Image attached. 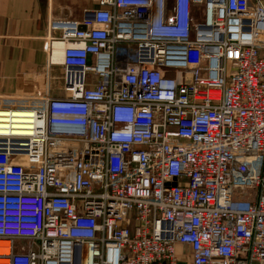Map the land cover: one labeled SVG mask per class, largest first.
I'll return each instance as SVG.
<instances>
[{
	"label": "built area",
	"instance_id": "obj_1",
	"mask_svg": "<svg viewBox=\"0 0 264 264\" xmlns=\"http://www.w3.org/2000/svg\"><path fill=\"white\" fill-rule=\"evenodd\" d=\"M96 2L0 104V258L264 264V0Z\"/></svg>",
	"mask_w": 264,
	"mask_h": 264
},
{
	"label": "crops",
	"instance_id": "obj_2",
	"mask_svg": "<svg viewBox=\"0 0 264 264\" xmlns=\"http://www.w3.org/2000/svg\"><path fill=\"white\" fill-rule=\"evenodd\" d=\"M96 6V0H0V94H18V75H38L47 68L45 37L52 19L80 20ZM61 58L58 46L53 59ZM7 245L0 241V253L9 251ZM6 262L0 259V264Z\"/></svg>",
	"mask_w": 264,
	"mask_h": 264
},
{
	"label": "rangeland",
	"instance_id": "obj_3",
	"mask_svg": "<svg viewBox=\"0 0 264 264\" xmlns=\"http://www.w3.org/2000/svg\"><path fill=\"white\" fill-rule=\"evenodd\" d=\"M63 73L62 65L47 64V68L41 70L38 75L32 73H24L18 75V94H0V104L7 106H18L22 104L31 105V103L23 102L19 96L26 95H42L46 91V86L51 83V88L55 94H61ZM23 102V103H21ZM3 244H9L8 240H0ZM178 251L181 250V245H177Z\"/></svg>",
	"mask_w": 264,
	"mask_h": 264
},
{
	"label": "bare ground",
	"instance_id": "obj_4",
	"mask_svg": "<svg viewBox=\"0 0 264 264\" xmlns=\"http://www.w3.org/2000/svg\"><path fill=\"white\" fill-rule=\"evenodd\" d=\"M59 47H61L60 45H58ZM58 46H56V47H58ZM55 47V48H56ZM62 49V48H61ZM54 52V51H53ZM51 60H52V63L54 64V65H59V64H61V62H62V58L61 59H58V60H54L53 59V54H52V56H51ZM0 240H7V239H5V238H0ZM9 241V240H8ZM0 248H2V247H0ZM0 259H5V258H0Z\"/></svg>",
	"mask_w": 264,
	"mask_h": 264
}]
</instances>
